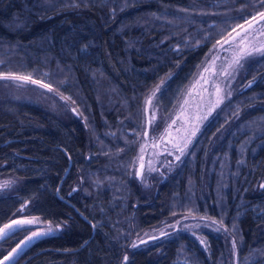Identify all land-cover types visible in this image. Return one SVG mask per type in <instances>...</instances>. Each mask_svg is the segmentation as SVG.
<instances>
[{"label":"trees","instance_id":"trees-1","mask_svg":"<svg viewBox=\"0 0 264 264\" xmlns=\"http://www.w3.org/2000/svg\"><path fill=\"white\" fill-rule=\"evenodd\" d=\"M242 6L246 18L260 10L250 0H0V71L32 73L75 102L62 100L60 117L0 97V182L14 181L0 189V226L25 202V216L66 222L10 264H264V57L243 62L180 161L149 182L129 167L149 92L171 74L153 102L163 120L213 44L243 23ZM188 209L197 219L131 247ZM17 232L0 239V256Z\"/></svg>","mask_w":264,"mask_h":264},{"label":"snow or ice","instance_id":"snow-or-ice-1","mask_svg":"<svg viewBox=\"0 0 264 264\" xmlns=\"http://www.w3.org/2000/svg\"><path fill=\"white\" fill-rule=\"evenodd\" d=\"M250 2L252 3V6L254 8H259L260 10L248 13V16L246 18L244 16V6L237 9V11L241 14L239 18L243 20V23H237L234 26H230L231 30L228 31L226 35L222 36L221 39L217 40L215 44H213V48L210 49V52L215 49H219L231 53L230 59L226 58V66H223L219 72V74L223 75L225 78L231 75L230 69L234 70L235 68L242 66V61H245L254 56L264 57V0H250ZM226 45L228 46L227 48L225 47ZM219 59V55H213L211 57L206 66L203 68L202 72L199 74L197 80L189 89V96L192 94V89H195L197 85H200L203 92H208V88L204 87V85H208L210 83V79L209 77H206L204 73H209V76H215L217 74L216 61ZM3 64H5V61L0 60V65ZM42 75L45 77V79L49 77L48 73H42ZM170 76L171 74H168L167 77L162 78L160 82L149 92L148 96L145 98V115L147 116L149 109H152V114L150 118L146 120L147 126H151L155 123L156 115L155 108L153 107V102L157 96V93L161 92L163 85L165 84L166 80L170 78ZM0 80L11 81L17 87H24L28 84L39 86L42 89H46L50 93L59 95L60 99L63 101H72L71 96H65L60 93L57 88L53 87L52 83H46L42 79H34L32 73L22 74L13 71H0ZM59 83L63 84L64 81H60ZM211 86L214 88L216 101L212 105V108H209V114L215 107H217L222 102L223 99V97L220 95V93L222 92L220 85L216 84L215 81H211ZM201 99H203V96H201ZM72 102L75 103L74 101ZM187 103L188 100L185 99L181 104L182 111L184 109V105H186ZM72 111L75 113L77 112V109L72 108ZM206 118L207 116L197 117V119L201 121ZM177 119H179V116L177 117ZM177 119H173L171 123L167 124L164 131L160 134L159 137L149 138V133L147 130H145L142 135L141 133H136L137 137L143 139L144 142L140 144L137 156L131 161L129 165V167L136 168V171L133 173L135 177H139L143 180L145 172L151 173L157 171V168L155 167L154 163V158H158L164 152L168 153V155H174L176 161H180L181 157L185 155L189 144H191L192 142V138L196 135V132L198 131V128H193L191 132L188 133L187 129L182 130L180 127H177L175 128L176 133H181L183 131L185 134L174 137L173 126L177 124ZM133 131L135 132V130ZM130 143H136V141H132ZM149 147H151L153 151L149 155V158L146 160L145 153L148 152ZM176 153L179 154L177 155ZM170 163L171 162H169V166ZM13 183L14 181L4 180L0 182V189L8 188ZM259 187L264 189V184H261ZM73 191H76V189H73ZM26 207L27 202L21 205V208L18 211L24 212ZM172 215L176 216L177 213L173 212ZM189 218L197 219V216L194 215L192 209H188L187 215L182 216L181 219L176 220L174 224H165L164 228L176 229L179 225H181L182 220H186ZM199 219L202 221L210 222L211 225H215V230L218 232L221 230L225 232L228 231L227 226L223 224V218L218 221L212 217L200 216ZM65 223L66 222H59L53 224L52 221H44L41 220L40 217H31L25 219L12 220L10 223L4 224L2 227H0V239H4L9 235V233H13L14 230H23L26 228V226H38L43 224L44 227H38L36 231L31 232V235L26 236L24 240L20 241V243L17 244L16 247L13 248L12 251L9 252L8 255L5 256L2 261H0V264H4V261L11 260L14 257V254H18V251L22 250V246H26V243H30L33 239L51 235L57 231L62 230V228L65 226ZM205 226L207 227L209 225L205 224ZM93 227H95V225H93ZM183 227L185 229H188L190 227L200 228L201 225L199 223L195 225L184 224ZM235 227L236 225L234 224L233 229H235ZM153 231L156 230L154 229ZM169 235L170 233L162 228L159 230V235L148 236L147 240L139 239L138 243L134 242L131 247L137 248L140 245H147L150 241H156L159 240L161 237H167ZM198 239L199 243L202 246L207 247V241L204 237H199ZM236 248V241L235 239H233L232 249L234 254ZM127 260L128 257L127 255H125L124 261L127 262Z\"/></svg>","mask_w":264,"mask_h":264},{"label":"rangeland","instance_id":"rangeland-1","mask_svg":"<svg viewBox=\"0 0 264 264\" xmlns=\"http://www.w3.org/2000/svg\"><path fill=\"white\" fill-rule=\"evenodd\" d=\"M225 47L227 48L228 46L226 45ZM213 55H219L220 59L216 61L217 74L215 76H209V73H204V75L206 77H209L210 79V83L208 85H204V87L208 88V92H203L200 85H197L195 89H192V94L189 96L188 95L189 89L192 87L193 83L197 80L199 74L202 72L203 68L206 66V64L208 63V61L211 59ZM230 57H231L230 52H226V51L219 50V49H215L211 51L206 57V59L199 66L193 78L189 81V83L185 87V90L183 91L180 100H178L175 107L168 113V116L164 117L163 120L156 118L155 123L151 126H147V124L145 123V130L148 131L149 138L159 137L160 134L164 131L167 124L171 123L173 119H177L178 116H179V119H177V124L173 126V136L176 137V136L185 134L183 131L181 133H176L175 128L177 127H180L182 130L187 129L188 133H190L193 128H198V131L196 132V135H197L199 131L204 127V125L213 116L214 112L220 106V104L226 98L231 96L234 89L239 84V81L242 75V68H243L244 61H242V66L237 67L234 70L230 69L231 75L229 77L225 78L223 75L219 74L221 68L223 66H226V63H227L226 58L230 59ZM211 81H215L216 84L220 85L222 89V92L220 93V95L223 97V99H222V102L217 107H215L209 114L208 112L209 108H212V105L216 101V95L214 94V88L211 86ZM201 96H203V99H201ZM0 97H9L15 100L28 102L36 106H39L60 117L69 116L67 106L60 99L58 95L54 93H50L42 88H39L31 84H28L24 87H17L11 81L0 80ZM185 99L188 100V103L184 105V109L182 111L181 104L183 103ZM153 106H154V103H153ZM149 111L150 113L152 112L151 109H149ZM204 116H207V118L203 119L202 121L197 119V117H204ZM195 136L192 138V140L195 138ZM143 142H144L143 139H140L138 151L140 148V144ZM152 151L153 149L149 147L148 152L145 153L146 160L149 158V155L152 153ZM176 154L178 155L179 153H176ZM169 162H171L170 166H169ZM175 162L177 161L175 160L174 155H168V153L166 152L162 153L158 158H154V163H155V167L157 168V171H154L151 173L145 172L143 180H146L147 182H149L152 177L158 176V173L162 174L161 171L171 168ZM31 217H40V216H25L23 212L19 211L4 224L10 223L12 220L25 219V218H31ZM41 220L49 221L43 218H41ZM55 223H59V222H53V224ZM3 225H1L0 227H2ZM38 227H44V225L41 224L38 226H26L25 229L20 230L24 234L19 238V240L13 246L7 249L5 254L0 256V261H2L4 257L7 256L8 253L11 252L12 249L15 248L17 244L20 243V241L24 240L26 236L31 235L32 231H36ZM64 228L65 226L62 228V230L57 231L54 234H58L62 232ZM162 228L166 231V228L160 227L157 229V232H156L157 234L155 235H158L159 230ZM17 233H19V231ZM36 239H33L30 243H26V246H22V250H19L18 254H14V257L11 260L4 261V264H10L11 262H13L22 253V251H24Z\"/></svg>","mask_w":264,"mask_h":264},{"label":"water","instance_id":"water-1","mask_svg":"<svg viewBox=\"0 0 264 264\" xmlns=\"http://www.w3.org/2000/svg\"><path fill=\"white\" fill-rule=\"evenodd\" d=\"M69 165H70V164H69ZM68 169H69V167H68ZM68 169L66 170V173H67Z\"/></svg>","mask_w":264,"mask_h":264}]
</instances>
